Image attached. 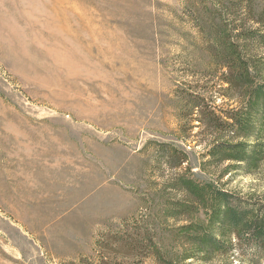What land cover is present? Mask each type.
Wrapping results in <instances>:
<instances>
[{"label":"rangeland","instance_id":"374dc122","mask_svg":"<svg viewBox=\"0 0 264 264\" xmlns=\"http://www.w3.org/2000/svg\"><path fill=\"white\" fill-rule=\"evenodd\" d=\"M205 1L0 0V264H246L176 185L264 201V161L220 179L191 123Z\"/></svg>","mask_w":264,"mask_h":264},{"label":"trees","instance_id":"16d2710c","mask_svg":"<svg viewBox=\"0 0 264 264\" xmlns=\"http://www.w3.org/2000/svg\"><path fill=\"white\" fill-rule=\"evenodd\" d=\"M203 5L207 14L195 7L192 23L208 59L205 69L216 72L215 91L209 92L211 96L192 94L190 116L191 123L197 124L193 128L210 133L208 162L234 164L220 174L223 179L240 165L251 168L264 161V129L260 131L264 119L258 108L264 107V0H206ZM218 97L230 104L227 110L216 106ZM169 155L168 161L177 157L173 152ZM177 159L180 167L184 160ZM176 185L189 195L193 206L210 214L209 219L223 217L228 235L235 237L233 244L207 236L209 244L219 250L237 248L246 264H264V201L183 177Z\"/></svg>","mask_w":264,"mask_h":264}]
</instances>
